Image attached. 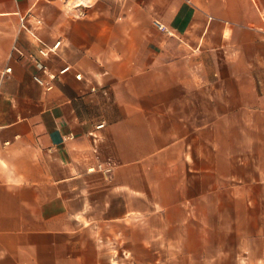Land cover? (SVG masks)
<instances>
[{
	"label": "crops",
	"instance_id": "crops-1",
	"mask_svg": "<svg viewBox=\"0 0 264 264\" xmlns=\"http://www.w3.org/2000/svg\"><path fill=\"white\" fill-rule=\"evenodd\" d=\"M249 148L264 0H0V264H264Z\"/></svg>",
	"mask_w": 264,
	"mask_h": 264
},
{
	"label": "built area",
	"instance_id": "built-area-1",
	"mask_svg": "<svg viewBox=\"0 0 264 264\" xmlns=\"http://www.w3.org/2000/svg\"><path fill=\"white\" fill-rule=\"evenodd\" d=\"M37 23H40V20H37ZM157 27L160 30H163L169 34H171V30L166 28L163 24H161L160 22L156 21L155 22ZM60 40L55 41L52 45L47 46V45H42L37 49V54L42 57V58H48L50 57V55L55 54L59 47H60ZM29 60L31 62H33L35 64V66L38 68V70L41 71V73L43 75H45V77H43L42 75L38 74V73H34L33 74V79L40 84L41 86H43L45 89H51L53 87V81L57 78L60 77V75L68 72L70 70V65H64L63 67H61L59 70L57 71H52L49 66L47 64H45L41 59H39L38 57H36L34 54H31L29 56ZM7 72L11 71V68L8 67L6 68ZM75 76L77 78H82L81 74L77 73L75 74ZM102 126V124H99L98 127ZM99 167L101 168V165H99ZM104 171L106 173H109L111 171V166H104L103 167Z\"/></svg>",
	"mask_w": 264,
	"mask_h": 264
},
{
	"label": "rangeland",
	"instance_id": "rangeland-1",
	"mask_svg": "<svg viewBox=\"0 0 264 264\" xmlns=\"http://www.w3.org/2000/svg\"><path fill=\"white\" fill-rule=\"evenodd\" d=\"M261 134H258L256 132L253 131L252 127H249V132H248V141L252 142L255 140L257 141L259 136ZM255 150L254 149H250L249 148V153H248V163L246 165H244V171L247 173H264V163H258L256 159H254L253 157V152ZM222 150L219 151V155L221 156ZM216 167V171L217 172H223L224 171V167L222 164L215 166ZM237 169H239V166H232V170L236 171Z\"/></svg>",
	"mask_w": 264,
	"mask_h": 264
}]
</instances>
